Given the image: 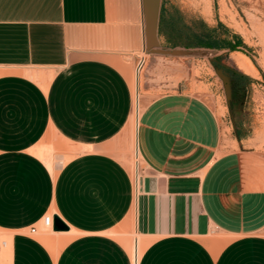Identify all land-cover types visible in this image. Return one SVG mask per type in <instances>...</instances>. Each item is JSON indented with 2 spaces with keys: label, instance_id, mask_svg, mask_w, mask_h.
<instances>
[{
  "label": "crops",
  "instance_id": "obj_1",
  "mask_svg": "<svg viewBox=\"0 0 264 264\" xmlns=\"http://www.w3.org/2000/svg\"><path fill=\"white\" fill-rule=\"evenodd\" d=\"M170 13L160 0L158 43ZM141 52V0H0V264H131V235L143 243L137 264H264V91L254 68L226 52L232 65L222 66L250 79L237 87L226 140L216 103L183 77L172 84L182 62L159 55L146 57L162 90L153 94L148 71L135 115ZM48 134L81 149L54 173L35 154ZM122 140L135 184L127 154L107 147ZM44 215L67 227L51 231L52 245L35 237Z\"/></svg>",
  "mask_w": 264,
  "mask_h": 264
},
{
  "label": "rangeland",
  "instance_id": "obj_2",
  "mask_svg": "<svg viewBox=\"0 0 264 264\" xmlns=\"http://www.w3.org/2000/svg\"><path fill=\"white\" fill-rule=\"evenodd\" d=\"M162 2L165 9L167 8L171 11L170 14L174 22L173 25L165 28L166 34L159 37V43L162 48H172L173 45H193V34L201 38L207 28H212L214 30L217 39H224L230 43H233V37L237 36L241 40L243 46L238 48L236 56L243 57L254 68L255 77L257 78L254 88L259 92L264 91V0H162ZM201 49L211 50L197 47L191 50ZM221 50H224V52ZM221 50H217L219 54L216 56L209 57H155L172 61L173 63L178 62L181 64L182 62L181 70H175L177 66L172 64L171 83L174 84L177 79L183 77L191 83L194 93L200 95L205 100L216 103L221 115L222 129L227 136L226 140H228L233 136V127L231 123H233V121L235 122L237 118V111L234 110L238 107L237 104L240 98L236 94L237 84L235 81H232L234 95L233 98H231L232 100H230L229 106H227L221 82L213 70V67L216 66L223 69L227 75L230 76L222 66L224 65L227 67L232 65V62L227 60L226 52L228 50ZM231 57L234 58L233 56ZM151 59L152 56H145V63L139 71V76L140 79H142L148 71L154 70V74L151 75L150 83L151 87L155 88L153 94H156L159 90H162L159 89V86L163 84L164 78L160 72V66H154ZM238 62L240 63V61H237V63ZM136 80L137 72L135 70V83ZM124 137V135L119 136L121 139ZM128 140L110 142L107 144V147L117 153H126L128 164L133 167V163L136 159L134 157L131 142ZM261 141L264 148V136L261 138ZM37 148L43 149V151H51L50 153H52L51 155L53 156L54 163L57 162L55 156H61L63 161L62 164L71 158L72 155L81 151V149L71 144L57 141L51 134L43 138ZM72 152L74 153L71 154ZM56 170L57 168L53 171ZM35 237L46 245H52L51 243H53L50 238L51 233L43 229V227L37 226ZM133 238L134 236L131 235L127 247L128 251L131 247L133 248ZM1 240L6 241V237L0 235V241Z\"/></svg>",
  "mask_w": 264,
  "mask_h": 264
},
{
  "label": "water",
  "instance_id": "obj_3",
  "mask_svg": "<svg viewBox=\"0 0 264 264\" xmlns=\"http://www.w3.org/2000/svg\"><path fill=\"white\" fill-rule=\"evenodd\" d=\"M142 6V29H143V51L150 55H159L173 58H199L216 55L215 50H184L161 48L157 40V22L159 15L160 0H141ZM214 73L220 80L227 106L231 100V83L227 73L216 66ZM66 225L56 216L52 217V231H66Z\"/></svg>",
  "mask_w": 264,
  "mask_h": 264
},
{
  "label": "trees",
  "instance_id": "obj_4",
  "mask_svg": "<svg viewBox=\"0 0 264 264\" xmlns=\"http://www.w3.org/2000/svg\"><path fill=\"white\" fill-rule=\"evenodd\" d=\"M234 42L230 43L224 39H217L212 28H207L203 36L200 38L198 36H192L193 46L196 48H205V49H216L221 50L225 49L228 51H237L239 47H242L243 44L239 37L234 36ZM231 76L232 81L236 82L237 87H243L245 84L250 82V79L246 76L236 72L225 69Z\"/></svg>",
  "mask_w": 264,
  "mask_h": 264
},
{
  "label": "bare ground",
  "instance_id": "obj_5",
  "mask_svg": "<svg viewBox=\"0 0 264 264\" xmlns=\"http://www.w3.org/2000/svg\"><path fill=\"white\" fill-rule=\"evenodd\" d=\"M241 65V64H240ZM140 71V70H139ZM139 71H137V80H136V83L133 81L132 79V87H133V91H134V96H135V115H136V106L138 105V93H137V85L139 83V80H140V76H139ZM134 114V113H132ZM132 122V121H131ZM134 127V125H133ZM51 152V151H50ZM49 151L45 150L43 151V149H38L36 150L35 154L41 159L43 160L46 165L48 166V169L54 173V169L55 168H59L60 165L62 164V157L61 156H55L56 158V163L53 162V156L51 155L52 153H50ZM69 152V151H68ZM74 152H72L71 154H73ZM70 154V153H69ZM76 154V153H75ZM77 155V154H76ZM65 156V155H64ZM63 156V157H64ZM68 157V155H67ZM73 157V155H72ZM65 158V157H64ZM70 159V158H69ZM67 160V159H66ZM131 164V163H130ZM129 166V165H128ZM55 167V168H54ZM130 167V171L133 173V169H134V165L133 167L129 166ZM43 227V226H41ZM45 228V227H44ZM43 228V229H44ZM45 230H49L48 228H45ZM50 233H52L50 230L48 231ZM50 235V234H49ZM43 236V235H42ZM45 236V235H44ZM47 236V235H46ZM139 239V238H138ZM136 240L135 241V250H134V247L130 248L129 251H130V256L132 257V255H136V261L138 260L139 256L141 255V251H142V248H143V243L141 240ZM141 239V238H140ZM143 239V238H142ZM130 245V244H129ZM128 247V246H127ZM136 251V252H135ZM1 254V253H0ZM1 256V255H0Z\"/></svg>",
  "mask_w": 264,
  "mask_h": 264
},
{
  "label": "built area",
  "instance_id": "obj_6",
  "mask_svg": "<svg viewBox=\"0 0 264 264\" xmlns=\"http://www.w3.org/2000/svg\"><path fill=\"white\" fill-rule=\"evenodd\" d=\"M146 55L147 54L143 51L137 56V61H136L135 68H134L136 70V72L139 71L141 69V67L144 65ZM137 178H138V168H137V162L135 161L133 174H132L133 184L136 183ZM52 217H53L52 215H44L41 219V223H42L43 227L48 228L50 231H52ZM34 230H35V227H31L29 232L33 233ZM132 245H133V247L135 246V240H133ZM5 246H6V242L4 240H1L0 241V249L4 248ZM134 250H135V247H134ZM130 258H131V264H137L138 260L136 261V255H132V257H130Z\"/></svg>",
  "mask_w": 264,
  "mask_h": 264
}]
</instances>
